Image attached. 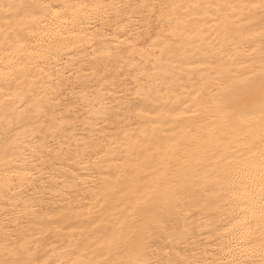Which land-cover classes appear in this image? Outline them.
<instances>
[{
	"label": "bare ground",
	"instance_id": "obj_1",
	"mask_svg": "<svg viewBox=\"0 0 264 264\" xmlns=\"http://www.w3.org/2000/svg\"><path fill=\"white\" fill-rule=\"evenodd\" d=\"M264 0H0V264H264Z\"/></svg>",
	"mask_w": 264,
	"mask_h": 264
},
{
	"label": "snow or ice",
	"instance_id": "obj_2",
	"mask_svg": "<svg viewBox=\"0 0 264 264\" xmlns=\"http://www.w3.org/2000/svg\"><path fill=\"white\" fill-rule=\"evenodd\" d=\"M262 6H264V5H262ZM262 59H264V55H262ZM262 75H264V74H262ZM261 111H262V114H264V96H262V98H261ZM261 227L264 228V219H262ZM153 264H160V262L156 261V262H153ZM169 264H171L170 261H169ZM179 264H183V262H179Z\"/></svg>",
	"mask_w": 264,
	"mask_h": 264
}]
</instances>
